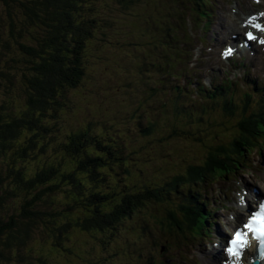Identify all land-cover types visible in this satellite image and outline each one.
<instances>
[{
    "label": "trees",
    "instance_id": "1",
    "mask_svg": "<svg viewBox=\"0 0 264 264\" xmlns=\"http://www.w3.org/2000/svg\"><path fill=\"white\" fill-rule=\"evenodd\" d=\"M97 1L107 4L106 0H0V264H57L63 254L59 249L53 251L51 237L60 234L62 239L61 234L69 233L64 232L71 226L73 230L76 226L87 230L78 220L79 211L86 205L84 201H104L97 191H81L83 196L78 203L67 204L63 209L58 206L59 195L68 196L67 187L71 191L75 184L84 186L78 180L82 170H92L76 162L77 151L55 159V164L49 162L39 168L28 165L33 159L30 153L46 158L49 150L67 149L66 141L54 140V132L62 133L64 123L58 114H75L78 118L80 108L74 111V100H81L86 94L95 97L92 87L86 86V72L90 64L95 66L94 60L103 59L91 48L106 33L104 22L94 9ZM116 5L114 0L111 10ZM208 117H199L200 125L206 129L205 125L212 122ZM83 132L80 136L84 139L78 140L79 144L105 149L100 137L89 141L84 137L90 138L88 130ZM242 139L249 145L257 140L245 135ZM233 152L227 151L226 159L231 160ZM85 162L93 170L97 168L92 162ZM229 165L233 166V162ZM91 173L101 177L96 171ZM197 173L205 178L210 170L202 168ZM191 178H195V171ZM162 200L155 193L126 195L116 207L99 211L101 216L91 227L103 228V232L111 230L148 203ZM183 210L186 212V207ZM186 225L192 233L193 225ZM69 236L73 241L74 235ZM61 241L56 236L54 248L60 247ZM33 245L40 249L41 256L31 252ZM49 256L56 260L45 259Z\"/></svg>",
    "mask_w": 264,
    "mask_h": 264
},
{
    "label": "rangeland",
    "instance_id": "2",
    "mask_svg": "<svg viewBox=\"0 0 264 264\" xmlns=\"http://www.w3.org/2000/svg\"><path fill=\"white\" fill-rule=\"evenodd\" d=\"M188 0H174V1H167L164 0L161 4V8L167 11L171 12V15L169 17V24L171 27H173V21H176L177 23H181L180 15L178 13V8L180 5L183 8H187ZM233 8V6H229L227 8V13H225L223 16H220L218 18V21L220 20L222 23V26H230L231 21H233V16L230 13V10ZM247 5L243 3L242 7L239 8L241 11V14H244V11L247 9ZM87 11H90V8L87 9ZM144 12L138 11L135 15V17L130 18L128 23L129 26L133 29L138 27L139 23L143 20L144 18ZM214 20V17L211 19V22ZM216 23V21H214ZM218 23V22H217ZM214 25L211 29L209 28L210 32H207L206 34H202L205 36L203 42L199 45L196 46V48L199 49L198 57L200 56H205L208 55V57L205 59V61L200 60L198 63V69L197 72L201 75H203L206 71V67L209 66L212 70L214 71V75L219 77V82L223 81L224 79V74L229 71V70H237L240 75H237V71L234 72L235 76L238 77L237 81L235 82V88L233 92V102L236 105H240L242 100H243V94L246 93L247 91V86L243 84V86L240 83V78L242 77L244 73V69L242 68H237V66H233L231 63H221L219 59L211 54H208L206 51V48L208 47V44L212 40L219 39V34L214 33V29L217 26ZM233 30V29H231ZM219 31V30H218ZM222 35H225L226 32L221 30ZM199 33L196 32V34ZM124 35L132 36L131 32H124ZM110 38L114 37H107V41ZM136 41H139L138 39H135ZM106 41V42H107ZM131 46L135 50V46L133 44L132 39L129 40ZM208 42V43H207ZM217 45V43H215ZM106 49H104L100 44L99 41L96 40L95 43L92 45L91 51L94 52H100L104 55L105 58H103L105 61L102 60H94L97 61L95 66L89 65L87 72H86V77L88 76V79L86 80V86L92 87V90H94L97 94L96 97H90L89 95H85L81 100L79 97H77L74 102L77 105V107H74V111H76V108H80V113L84 118L87 120L91 121L94 124H99L105 119H109L110 121L113 122V126L110 128L112 129L111 133H116V134H123L126 133L127 131L129 132H134L137 128H139L140 125H145L147 122H149V118L147 116L146 112H140V107L138 104H140V97L141 94L138 95L135 103L131 101V89L135 88V91L137 90V87H140V85H147L149 83L148 78L141 80L139 78V70L144 67V69H147L148 64L144 65L146 61H143V65L140 66V69L138 70L133 62H138L145 60V56L150 53L149 47L143 48L140 51H136L137 55L136 57H127L125 55H122L119 53V48L113 44L109 43L108 45L106 44ZM135 54V53H134ZM118 56H122V58H118ZM191 60H187L184 62V65H188ZM245 64L247 65V69L252 72L253 74L251 75V78L257 77L260 82L263 84L264 83V61L262 57L260 56L258 59H248L245 61ZM143 69V72L145 73V70ZM148 70V69H147ZM146 70V71H147ZM245 71V75L247 76L249 74V71ZM150 70L147 71L149 73ZM137 77V78H136ZM157 79V76H155ZM206 83H208L207 80H205ZM218 82V83H219ZM160 90V88H159ZM134 91V92H135ZM174 92L176 95L179 94V91H177V88L174 89ZM158 93V94H157ZM250 93V92H248ZM157 94L155 98L152 100V102H156V104H159L160 98L162 96V92H156ZM252 94V93H251ZM150 95V94H149ZM254 95V102H258L259 99L261 98V94H253ZM151 97H144V102L148 101ZM176 100L179 101L181 104H185L184 110L186 112H183L182 110V105L173 102L171 104V117L174 119V121L178 120L179 115L181 114L184 119L188 120L189 122L193 123V119L188 115L190 112H195V107L192 105V101L189 99H184L180 98ZM120 101H123L125 103L124 107L120 106L117 104V102L120 103ZM163 102L166 104V99L164 98ZM121 104V103H120ZM189 104V106H187ZM198 104H203L202 101L198 100ZM218 104L221 106H217L219 110L217 111L218 116L221 114V109L223 106L222 100L218 101ZM209 107V106H206ZM254 108V105L252 106ZM166 107L163 108L165 110ZM149 110L153 111L154 114L152 115L153 121L157 123V128L155 131L151 132L150 138H145L144 136L140 133L141 137H138L139 141V146L141 149H148L150 147L153 148V145L158 144L163 137L170 138L169 135H171V131L169 130V126L167 122H162L161 121V114L157 113L156 108L154 107H149ZM165 112L168 114L167 109ZM184 113V114H183ZM75 114H58V119L64 120V124L68 125H73L74 123L77 125V119L74 116ZM193 115V114H190ZM196 116V114H195ZM136 119V120H135ZM153 122V123H154ZM227 123H232L233 120L230 119L226 121ZM62 126V125H61ZM74 128L76 126L74 125ZM62 132L63 133H68L67 130L63 129L62 126ZM139 132L137 131L138 135ZM56 140H62V136L58 135L56 137ZM199 148L196 150L198 147L195 142H190L188 136L184 134V137L182 140L175 141V142H170V143H162L159 146L156 147L155 151L151 152L152 153V161L148 164L144 163V158L146 155H143L142 152L136 151V153L133 156L127 157V162L132 170V172L135 174V176L138 177H148L151 170L156 166L160 164V159H165V161L171 160L172 162L166 164L163 166V168L154 171L151 173V177L148 178V180H151V184H154L155 182L159 183L161 185L163 180L167 179L170 177L172 174H175L176 172H179L180 170H183L186 166V164L189 162V160H192L188 166L190 165H195V164H203L204 161L206 160L207 157V152L205 148L203 147V141L199 142ZM60 146V144H59ZM125 149L127 150H134L136 148V143L134 142L133 138H129L124 145ZM151 148V149H152ZM166 152H171V153H177L176 159L174 157H171L170 154L165 153ZM59 154L53 150H49L47 152V157L46 158H41L39 157L38 160L31 161L29 162V167L30 168H35L37 164L42 163L44 160L48 161H53L55 162V159L59 158ZM174 159V161H173ZM188 168V167H187ZM245 174H248V177L253 174L252 172H244ZM118 181L122 182L121 174L118 173V175L115 176ZM110 186V182L105 184L103 186V189H108ZM61 194V193H59ZM59 207L65 205L68 203L67 198L61 194L59 195ZM153 207V208H152ZM152 208V210H151ZM145 210H141L137 213L139 215L138 218H135V220H138L139 222H142V218L146 219L149 221V223L152 225L151 229H146V234L143 238L139 240H133L132 238L125 240L123 243L120 245V252L124 253V255L129 258L131 255H133V251H136L137 254L140 252H144L141 248L146 245L148 239L150 238V235L153 234H159V237L162 239H167V237H162L161 234L164 230L162 226H160L157 222L159 221L155 216H159L162 214V212L166 211L165 209V204L162 203H154V204H149L148 207L144 208ZM163 209V210H162ZM157 212L158 214H156ZM155 215V216H154ZM158 230H156V228ZM69 234L74 235V240H66L62 239V246L66 245L69 249L73 248L74 242H79V240L82 239L83 235L81 234V231L76 230H69ZM127 232V229H122V233L125 234ZM86 234H88L86 232ZM106 234L108 235L109 238L114 237V233L111 232L110 229L106 230ZM122 234H120L121 237ZM69 236V235H68ZM70 237V236H69ZM49 241L50 246L52 247L54 245L52 239ZM153 241L151 242L150 248L153 246ZM39 246V245H35ZM42 246V245H41ZM82 248L78 247L77 251H74L72 256L69 257L68 259H65L64 257H60L57 261V264H101V256L96 254L94 252V248L89 242H85L81 244ZM109 246V243L107 244ZM112 248L114 246L112 245ZM149 248V249H150ZM31 248H27V252H30ZM57 251V250H56ZM35 256L39 257L41 256V252L39 248H35L33 245V250L31 251ZM56 256L57 255L55 252H53ZM28 254V253H27ZM44 255H46V252H43ZM63 255H65L62 252ZM44 258V257H43ZM45 259L48 260H56V258L49 256ZM140 262L145 261V258L139 259ZM120 263H124L125 260L120 258ZM133 264V263H132ZM146 264H153L151 260H147Z\"/></svg>",
    "mask_w": 264,
    "mask_h": 264
},
{
    "label": "bare ground",
    "instance_id": "3",
    "mask_svg": "<svg viewBox=\"0 0 264 264\" xmlns=\"http://www.w3.org/2000/svg\"><path fill=\"white\" fill-rule=\"evenodd\" d=\"M226 30H228V27L226 28ZM138 50H139V48H138ZM169 86H170V83L167 82L166 89L169 88ZM171 90H173V89H171ZM261 91H263V90H261ZM187 106H189V104H187ZM195 114H196V112H194V116H195ZM195 117H196V116H195ZM182 119H184V117H182ZM81 127H82V125H81V117H78V118H77L76 131L79 132V133H81ZM82 132H83V131H82ZM83 133L85 134V132H83ZM141 133L143 134L144 132H141ZM132 134L135 136V133H134V132H133V133H131V132H127V133H126V136H127V137H131ZM84 137H86V138L89 139V137H88L87 135H84ZM120 148H121L122 151L125 152V147H124V145H121ZM128 152H129V151H128ZM125 153H126V152H125ZM129 156H130V157L132 156L130 152H129ZM159 224H160V226L164 227L161 223H159ZM164 228H165V227H164ZM165 229H166V228H165ZM211 257L214 259V261H215V260H218V258H219V257H218L217 255H215V254H212Z\"/></svg>",
    "mask_w": 264,
    "mask_h": 264
},
{
    "label": "snow or ice",
    "instance_id": "4",
    "mask_svg": "<svg viewBox=\"0 0 264 264\" xmlns=\"http://www.w3.org/2000/svg\"><path fill=\"white\" fill-rule=\"evenodd\" d=\"M253 19H255V18L253 17ZM256 27H259V25H256ZM248 38H249V39H255V37L252 36L251 33H248ZM231 51H232L231 49L228 50V52H231ZM227 54H228V53L226 52L225 55H227ZM245 227H249V225H245ZM237 236H239V233H237Z\"/></svg>",
    "mask_w": 264,
    "mask_h": 264
}]
</instances>
